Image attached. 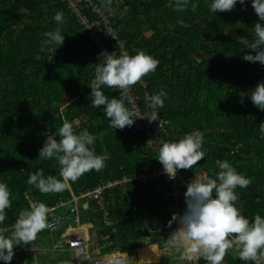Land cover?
Here are the masks:
<instances>
[{
    "label": "trees",
    "instance_id": "16d2710c",
    "mask_svg": "<svg viewBox=\"0 0 264 264\" xmlns=\"http://www.w3.org/2000/svg\"><path fill=\"white\" fill-rule=\"evenodd\" d=\"M97 2L107 9L120 29V37L133 49L132 55L143 49L159 60L156 70L145 74L151 94L161 89L167 92L159 111L169 125L159 140H178L194 130L204 132L205 156L192 168H183L188 179H194L198 172L215 177L220 170L216 160L227 159L251 180L246 187L237 186L235 203L250 220L257 212L264 215V137L257 126L264 122V110L250 97L240 95L264 79V65L243 59V54L251 50L225 33L228 27L241 24L248 29L245 36L253 38V25L259 18L251 0L248 2L253 11L237 3L230 11L216 13L211 12V0H198L195 10L191 0L186 9H177L176 0ZM56 11L64 14L60 26L65 40L58 47L53 44L42 51L43 33L58 24L53 19ZM142 32L151 35L139 40ZM98 60L96 50L60 0H0V180L9 185L12 201L5 209V220L0 222V228L6 229L4 234L14 231L19 212L31 201L41 200L57 207L59 214L68 215L69 205L60 203H68L73 194L162 167L159 149L148 148L144 138L127 131L126 126L113 128L104 106L91 104L89 93ZM102 87L105 94L118 97L116 88ZM72 90L78 92V98L61 112L58 102ZM65 120L79 123L76 132L88 129L95 134L97 153L106 151L109 156L104 167L71 180L60 176L56 157L40 156L46 136L58 133ZM216 129L219 134H215ZM40 168L45 176L63 179L67 187L41 192L29 184L30 173ZM173 194L164 178L108 190L104 197L110 208V225L103 223L96 201L86 207L81 202L79 207L82 214L90 213L92 222L100 228V245L109 244L102 253L128 254L152 244H160L161 249L174 246L167 243L177 224H169L170 211L175 207L179 214L183 212L185 191ZM42 230L45 232L40 234L45 237L54 233L48 227ZM40 239L35 237L37 242ZM31 245L18 244L10 264H36ZM232 249L221 264H259L254 258L241 259L235 245ZM174 250L178 263L189 262L181 258L182 249L174 246ZM258 253L264 258V253ZM168 257L164 255L161 261ZM191 263L207 264L203 256Z\"/></svg>",
    "mask_w": 264,
    "mask_h": 264
},
{
    "label": "clouds",
    "instance_id": "9594fccd",
    "mask_svg": "<svg viewBox=\"0 0 264 264\" xmlns=\"http://www.w3.org/2000/svg\"><path fill=\"white\" fill-rule=\"evenodd\" d=\"M189 3L190 0H176L174 6L186 9ZM237 3L247 7L248 0H211L210 9L214 13L217 10L230 11ZM251 5L259 18L253 25V38L250 39L248 35L238 39L243 47L251 50L243 54V59L264 65V0H251ZM197 7L198 0H191V8L195 10ZM53 19L58 24L43 33L45 39L42 41V51L53 44L58 47L65 40V33L60 26L64 22L63 12L56 11ZM126 46L131 55L127 52L115 55L108 51L101 54L105 59L95 64L94 80L89 93L91 104L104 106L113 128L130 127L138 118H146L149 122L159 120L161 123L159 109L164 106V98L167 96L163 89L147 97L148 109L144 111L128 107L124 99L119 96L110 97L103 90V85L126 89L143 75L156 70L159 64L156 57L143 49L132 55L133 49L127 43ZM240 95L250 97L259 109L264 110V79L259 80L253 88L242 90ZM259 129L261 137H264V122L259 124ZM95 141L94 133L88 129L76 132L73 123L65 120L58 133L46 136L40 156L56 157L60 164V176L76 180L89 170L101 169L109 158L106 151L97 153ZM203 142L204 132L201 130L187 132L178 140L160 141L158 160L169 178L174 179L178 169L192 168L193 164L202 160L205 156ZM216 165L220 170L215 177H195L188 183L185 192L186 208L181 214H173L169 221L170 225L175 221L178 226L167 237V243L182 249V259L191 260L203 256L207 264H221L227 250L234 245L240 249L241 259L255 258L258 251L264 253V215L257 212L254 219L250 220L235 203L238 200L237 186L246 187L251 180L227 159H217ZM28 183L41 192H58L67 187L63 179L51 174L45 176L43 168L30 173ZM10 196L9 185L0 180V222L7 216L5 209L11 206ZM48 213L49 206L45 202L34 200L29 207L19 212L14 231L6 235L5 230L0 229V261L10 264L18 244L34 240L40 230L48 227ZM64 264L71 262L66 261ZM117 264H123V261H117Z\"/></svg>",
    "mask_w": 264,
    "mask_h": 264
},
{
    "label": "built area",
    "instance_id": "2783aa9c",
    "mask_svg": "<svg viewBox=\"0 0 264 264\" xmlns=\"http://www.w3.org/2000/svg\"><path fill=\"white\" fill-rule=\"evenodd\" d=\"M60 1L65 4L71 17L77 21L80 32L88 38L91 46L96 50L99 57L98 63L104 61L105 57L101 56V54L105 51L113 52L115 55H120L124 52L131 55V51L126 46V42L120 37V29H118L112 21L107 9L97 2V0ZM149 84L146 75H143L137 82L128 86L126 89L116 87V90L118 91V96L124 99L130 108L144 111L148 109L147 97L151 95ZM138 92H140V94ZM168 125L169 121L164 117H162L161 123L159 120L149 122L146 118H138L132 126H126V130L140 134L144 138L147 147L156 151L159 149L160 144L159 135L161 133H167ZM149 140H152V142L148 143ZM159 178L165 179L174 194L186 192L187 185L190 182L183 169H178L176 177L171 179L168 174L164 172L163 166L152 172H138L130 177L124 176L121 179L102 182L94 189L88 190L85 193L79 195L73 194L68 203L61 202L60 206L65 204L69 205L68 215L59 214L57 212V207H49L48 229L50 232H57L62 229L68 221H71V223L77 226L78 230L69 232L67 245L68 248L74 251L78 256L76 264H85L80 260V257L87 251L88 238L81 224L80 203L88 204V202L96 201L99 210L103 213V223L105 225H110V208H108V203L104 197L106 191L115 189L119 186H126L128 183L132 182L145 183ZM185 208L186 201L182 210L184 211ZM174 214L176 213L174 212ZM172 217L173 215L171 216V220ZM172 224H176V222L173 221L171 225ZM0 229L6 230L5 228ZM33 250H36L35 245L30 246V251ZM124 259L125 257L118 254L117 257H110L102 261H95L94 263L88 264H115L117 261H122Z\"/></svg>",
    "mask_w": 264,
    "mask_h": 264
},
{
    "label": "rangeland",
    "instance_id": "374dc122",
    "mask_svg": "<svg viewBox=\"0 0 264 264\" xmlns=\"http://www.w3.org/2000/svg\"><path fill=\"white\" fill-rule=\"evenodd\" d=\"M119 4L116 5V7H118ZM247 9L249 11H253V9L249 6V2L247 3ZM213 13V11H211ZM204 19V18H203ZM248 29L246 27H244V25H234V26H230L225 30V33H229L231 34L233 37H240V36H245L248 31ZM149 35H151V32H142V34L140 36H138L139 40H143L145 37H148ZM136 48L139 49L138 44H135ZM232 59V57H231ZM78 98V92H76L75 90H72V92H69L67 95H65V98H63L62 100H60L58 102L59 105V109L61 112L66 111L67 105L71 102L74 101L75 99ZM259 127V124L257 125ZM73 127L77 128L79 127V123L78 122H74L73 123ZM215 134H219L220 130L216 129L214 130ZM202 173L203 177L206 175L204 172H200ZM72 192V190H71ZM175 211L173 209H171V215L174 214V212L180 213V210L176 209L174 207ZM84 213V212H83ZM86 213V212H85ZM81 224L83 229L86 232V236L88 237V242H87V251L85 254L81 255L80 260L85 263L88 264L89 262H94L96 260L102 261L105 259H108L110 257H117V254L120 253H115L113 255L111 254H104L102 253L105 252V248L109 245H100V243L98 241H100V234H99V230L100 228H98V226H96L95 223L92 222L91 220V214L87 212V214H82L81 213ZM178 226V225H176ZM87 227V228H86ZM78 230L77 226H75L73 223L69 222L68 224H66V226L63 229H60L57 232L54 233H50L48 234L46 237L43 236L44 234H40L44 233L45 231L40 230L36 236L41 238L40 242H37L34 240H32L31 242L29 241V244H33L36 246V250H33V256L35 259L36 264H64V262L66 261H70L71 264H76V260L78 259L77 254L72 251L71 249L68 248L67 245V240L69 239L68 235L69 232L71 231H76ZM172 248V258L171 255L168 254V249ZM137 250H138V254H139V258L137 257ZM135 250L133 253H122L120 256L123 257H128V259H124L123 264H163L162 261L160 260L162 257H164V255H170V259L163 261V262H167L168 264H193L191 262L193 261H199L200 257L198 258H194L191 259L187 262V263H182V262H177V257L175 256V250H174V246H168L166 245L165 248L160 247V244H154V245H149L145 248H139ZM234 251L232 249V247H230L227 252L230 253ZM170 252V251H169ZM236 252H238L236 250ZM117 255V256H114ZM59 257H63V258H67L66 260H61L59 259ZM138 258V260H137ZM259 264H264V258L257 253V256L254 258ZM161 261V262H160ZM117 264V263H115Z\"/></svg>",
    "mask_w": 264,
    "mask_h": 264
},
{
    "label": "crops",
    "instance_id": "0c3cea01",
    "mask_svg": "<svg viewBox=\"0 0 264 264\" xmlns=\"http://www.w3.org/2000/svg\"><path fill=\"white\" fill-rule=\"evenodd\" d=\"M195 177L203 178V175H202V173L198 172V173L194 176V178H195ZM86 206H87V204L85 203V204H84V207H86ZM86 228H87V227H86ZM85 234H86V233H85ZM152 245H154V244H152ZM144 247H146V246H144ZM169 251H170V252H169ZM171 252H173V251H172V248H171V249L169 248V249H168V254H170V255H171V258H172V253H171ZM170 255H168V256H169V257H168L169 259H170ZM172 259H173V258H172ZM193 259H194V258H193ZM160 260H161V259H160ZM167 260H168V259H167ZM170 260H171V259H170ZM163 261H165V259H164ZM163 261H162V262H163Z\"/></svg>",
    "mask_w": 264,
    "mask_h": 264
},
{
    "label": "bare ground",
    "instance_id": "6f19581e",
    "mask_svg": "<svg viewBox=\"0 0 264 264\" xmlns=\"http://www.w3.org/2000/svg\"><path fill=\"white\" fill-rule=\"evenodd\" d=\"M147 247V246H146ZM143 248H145V247H143ZM137 257L139 258V254H138V250H137ZM138 258H137V260H138ZM161 262V261H160Z\"/></svg>",
    "mask_w": 264,
    "mask_h": 264
}]
</instances>
